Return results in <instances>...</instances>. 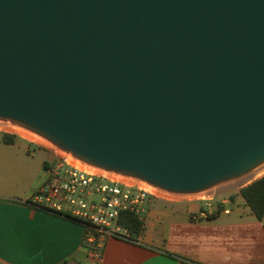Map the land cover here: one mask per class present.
Segmentation results:
<instances>
[{
  "label": "water",
  "instance_id": "water-1",
  "mask_svg": "<svg viewBox=\"0 0 264 264\" xmlns=\"http://www.w3.org/2000/svg\"><path fill=\"white\" fill-rule=\"evenodd\" d=\"M0 121L198 194L264 164V0H0Z\"/></svg>",
  "mask_w": 264,
  "mask_h": 264
},
{
  "label": "crops",
  "instance_id": "crops-1",
  "mask_svg": "<svg viewBox=\"0 0 264 264\" xmlns=\"http://www.w3.org/2000/svg\"><path fill=\"white\" fill-rule=\"evenodd\" d=\"M49 164L42 162L46 175L41 171L22 198L0 191V264H264V218L251 210L231 217L230 207L242 206L226 199L207 218V207L191 204L143 208L144 231L137 241L108 237L89 251L82 226L25 204L38 177L47 181Z\"/></svg>",
  "mask_w": 264,
  "mask_h": 264
},
{
  "label": "built area",
  "instance_id": "built-area-1",
  "mask_svg": "<svg viewBox=\"0 0 264 264\" xmlns=\"http://www.w3.org/2000/svg\"><path fill=\"white\" fill-rule=\"evenodd\" d=\"M21 129L28 136H24ZM0 133L19 137L53 152L55 161L47 170V181L25 204L61 215L90 230L85 236L89 244L95 241L100 244L108 237L133 242L130 232L118 224L119 214L123 211L141 213L148 198L172 204L202 201L207 206L202 216L207 218L213 213L211 204L205 201L206 197H195L200 194L170 192L138 178L89 165L20 125L0 121Z\"/></svg>",
  "mask_w": 264,
  "mask_h": 264
},
{
  "label": "rangeland",
  "instance_id": "rangeland-1",
  "mask_svg": "<svg viewBox=\"0 0 264 264\" xmlns=\"http://www.w3.org/2000/svg\"><path fill=\"white\" fill-rule=\"evenodd\" d=\"M4 135L5 134L0 133V191L6 192L7 196H10L9 198L12 199L22 198L19 196H22L23 193L29 189V184L34 178L36 179L37 175L39 176L41 174V171L43 176L46 175V172L42 167V162L44 160H49L53 163L55 157L51 150L43 146L29 144L19 137H15V145H6L3 143ZM43 176L40 180L38 177L39 184L36 185L35 189L44 184L42 183ZM263 176L264 164L241 178L218 185L195 197H206L205 199L207 200L205 201L215 208H218V205L222 203L221 201L223 199L228 200L229 205L239 202L241 203V208L236 206V204L230 207L234 213L231 217H236V214L239 211H250V209L246 206L242 198L235 196L234 201H232L230 197L237 194L240 188L253 183ZM205 203L206 202L202 201H194L172 204L148 198L144 201L142 207L147 209L156 205H163L165 207H172L175 205L176 207L177 204H191L195 207L205 209L207 207ZM139 214L141 215V213Z\"/></svg>",
  "mask_w": 264,
  "mask_h": 264
},
{
  "label": "trees",
  "instance_id": "trees-1",
  "mask_svg": "<svg viewBox=\"0 0 264 264\" xmlns=\"http://www.w3.org/2000/svg\"><path fill=\"white\" fill-rule=\"evenodd\" d=\"M3 143L6 145H13L15 143V137L10 135H4ZM51 165L52 163L50 162L49 166L46 167V170L50 169ZM235 196H240L244 200L245 204L250 208L252 214L258 220H262L264 218V176L254 181L253 183L241 188L237 194L230 197L232 201H234ZM220 209L221 210L223 209V205H220V207L217 209V212H219ZM213 214H211V216ZM54 215L62 217L61 215H57V214ZM118 224L126 228L130 232L133 241H137L144 231V222L139 213L129 212V211L121 212L119 214ZM86 232H90V230L86 229ZM84 246L89 251L95 249L94 244L89 245L87 241L84 242Z\"/></svg>",
  "mask_w": 264,
  "mask_h": 264
},
{
  "label": "bare ground",
  "instance_id": "bare-ground-1",
  "mask_svg": "<svg viewBox=\"0 0 264 264\" xmlns=\"http://www.w3.org/2000/svg\"><path fill=\"white\" fill-rule=\"evenodd\" d=\"M20 131H22V134L24 135V136H28V134H26V133H24V132H26L25 130H20ZM36 139H38L39 141H41V142H45L43 139H41V138H38V137H36ZM202 193H204V192H201V193H198V194H202Z\"/></svg>",
  "mask_w": 264,
  "mask_h": 264
}]
</instances>
